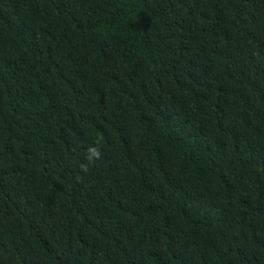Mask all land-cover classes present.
Wrapping results in <instances>:
<instances>
[{
	"label": "trees",
	"instance_id": "obj_1",
	"mask_svg": "<svg viewBox=\"0 0 264 264\" xmlns=\"http://www.w3.org/2000/svg\"><path fill=\"white\" fill-rule=\"evenodd\" d=\"M0 264H264V0H0Z\"/></svg>",
	"mask_w": 264,
	"mask_h": 264
},
{
	"label": "clouds",
	"instance_id": "obj_2",
	"mask_svg": "<svg viewBox=\"0 0 264 264\" xmlns=\"http://www.w3.org/2000/svg\"><path fill=\"white\" fill-rule=\"evenodd\" d=\"M100 155L99 151L97 148L93 147L89 150V159H93V158H98Z\"/></svg>",
	"mask_w": 264,
	"mask_h": 264
}]
</instances>
